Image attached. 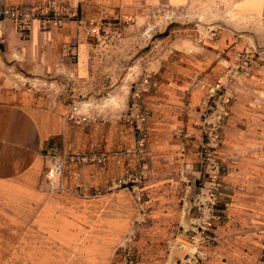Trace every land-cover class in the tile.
I'll list each match as a JSON object with an SVG mask.
<instances>
[{"label":"rangeland","instance_id":"rangeland-1","mask_svg":"<svg viewBox=\"0 0 264 264\" xmlns=\"http://www.w3.org/2000/svg\"><path fill=\"white\" fill-rule=\"evenodd\" d=\"M215 1L155 8L138 21L89 20L68 53L77 71L30 73L34 89L71 105L81 128L78 151L61 156L64 176L75 163L95 174V195L129 196L119 214L96 212L112 228L90 216L78 244H63L72 231L58 229L49 264H264V14ZM49 4L24 7L62 18L39 31L69 17ZM21 62L11 69L28 78ZM51 77L61 81L41 80ZM100 122L127 125L133 144L107 152Z\"/></svg>","mask_w":264,"mask_h":264},{"label":"crops","instance_id":"crops-1","mask_svg":"<svg viewBox=\"0 0 264 264\" xmlns=\"http://www.w3.org/2000/svg\"><path fill=\"white\" fill-rule=\"evenodd\" d=\"M52 1L69 16L61 29L39 31L36 27L42 22L38 20L27 33H19L10 20L0 29L5 47L0 49V264H49V244L62 242L58 229L72 231L63 244H78L80 229L88 228L90 216L95 224L104 221L101 228L113 227L110 216L96 220V212L119 214L129 198L127 192L111 190L95 195V174L78 172L75 163L67 167L62 179L54 176L51 152L62 157L65 151L77 152L81 128L62 96L32 87L39 84L31 81L33 75L37 77L32 71H77L80 65L71 58L78 52L75 46L82 36V25L89 20L138 21L155 8L207 5L211 0H0V9ZM215 2L233 6L235 12L246 16L264 14V0ZM11 59L23 61L28 78L15 75ZM42 79L49 84L61 81ZM96 127L103 132L107 152L133 144L134 134L127 125L100 122ZM94 150L87 155L94 156ZM115 225L120 227L118 221ZM52 259L68 258L54 254Z\"/></svg>","mask_w":264,"mask_h":264},{"label":"built area","instance_id":"built-area-1","mask_svg":"<svg viewBox=\"0 0 264 264\" xmlns=\"http://www.w3.org/2000/svg\"><path fill=\"white\" fill-rule=\"evenodd\" d=\"M51 10V14L53 16L57 15L59 11L64 12L57 4L52 1L49 4ZM38 8H23V7H3L0 9V29L5 26V22L10 20L13 24H15L17 30L20 33H26L31 28V22H34L35 19L41 22H48L54 26H59L61 23L62 18L57 17H48V18H39L37 19L38 15ZM43 15V12L41 13ZM51 15V16H52ZM35 18V19H34ZM34 19V21H32ZM50 158L53 164V174L56 178L62 179L64 176L65 170V163L61 158V155L57 151H53L50 154Z\"/></svg>","mask_w":264,"mask_h":264}]
</instances>
